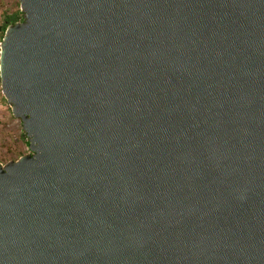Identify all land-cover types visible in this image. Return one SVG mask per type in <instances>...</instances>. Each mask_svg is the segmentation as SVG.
Masks as SVG:
<instances>
[{
	"label": "water",
	"instance_id": "1",
	"mask_svg": "<svg viewBox=\"0 0 264 264\" xmlns=\"http://www.w3.org/2000/svg\"><path fill=\"white\" fill-rule=\"evenodd\" d=\"M18 2L0 264H264V0Z\"/></svg>",
	"mask_w": 264,
	"mask_h": 264
},
{
	"label": "rangeland",
	"instance_id": "2",
	"mask_svg": "<svg viewBox=\"0 0 264 264\" xmlns=\"http://www.w3.org/2000/svg\"><path fill=\"white\" fill-rule=\"evenodd\" d=\"M19 9L17 0H0V26L3 13H11ZM26 139L28 138L23 131L21 121L10 114V106L2 94L0 85V162L22 156L28 144Z\"/></svg>",
	"mask_w": 264,
	"mask_h": 264
},
{
	"label": "trees",
	"instance_id": "3",
	"mask_svg": "<svg viewBox=\"0 0 264 264\" xmlns=\"http://www.w3.org/2000/svg\"><path fill=\"white\" fill-rule=\"evenodd\" d=\"M23 18H24V14L22 13V11L20 9L17 11L11 12V13H9V12L3 13L2 25L0 26V33H1L0 42L4 36V33L7 29V27L10 25H14L16 23L21 22L23 20ZM10 114L13 117V115L11 113V109H10ZM22 156H23V154H22ZM19 157H21V156H18V158ZM6 162H8V161H6Z\"/></svg>",
	"mask_w": 264,
	"mask_h": 264
},
{
	"label": "built area",
	"instance_id": "4",
	"mask_svg": "<svg viewBox=\"0 0 264 264\" xmlns=\"http://www.w3.org/2000/svg\"><path fill=\"white\" fill-rule=\"evenodd\" d=\"M26 141H28L27 142L28 144L26 145V147L24 149L23 156L32 154L31 150L29 149V139H26Z\"/></svg>",
	"mask_w": 264,
	"mask_h": 264
},
{
	"label": "crops",
	"instance_id": "5",
	"mask_svg": "<svg viewBox=\"0 0 264 264\" xmlns=\"http://www.w3.org/2000/svg\"><path fill=\"white\" fill-rule=\"evenodd\" d=\"M18 158H10V159H7L6 161H11V160H17ZM6 161H4V162H1L2 164H5V163H7Z\"/></svg>",
	"mask_w": 264,
	"mask_h": 264
}]
</instances>
